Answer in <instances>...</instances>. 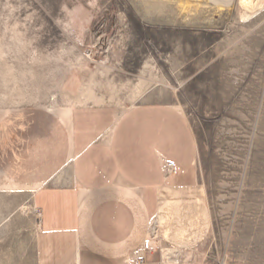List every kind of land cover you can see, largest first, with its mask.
<instances>
[{
  "label": "rangeland",
  "instance_id": "374dc122",
  "mask_svg": "<svg viewBox=\"0 0 264 264\" xmlns=\"http://www.w3.org/2000/svg\"><path fill=\"white\" fill-rule=\"evenodd\" d=\"M257 1L241 17L244 0H0L6 108L29 102L61 114L91 94L99 103L88 104L118 111L157 102L186 116L209 225L183 248L152 225L161 264H264V0ZM183 2L188 15L178 10ZM0 184V264H34L30 194Z\"/></svg>",
  "mask_w": 264,
  "mask_h": 264
},
{
  "label": "crops",
  "instance_id": "0c3cea01",
  "mask_svg": "<svg viewBox=\"0 0 264 264\" xmlns=\"http://www.w3.org/2000/svg\"><path fill=\"white\" fill-rule=\"evenodd\" d=\"M3 98L0 179L22 186L39 214L34 264H138L142 255L161 264L163 251L154 260L141 249L152 225L177 248L204 236L197 145L179 109L86 104L62 117L29 102L6 108ZM161 158L175 164L168 177Z\"/></svg>",
  "mask_w": 264,
  "mask_h": 264
},
{
  "label": "bare ground",
  "instance_id": "6f19581e",
  "mask_svg": "<svg viewBox=\"0 0 264 264\" xmlns=\"http://www.w3.org/2000/svg\"><path fill=\"white\" fill-rule=\"evenodd\" d=\"M186 1V0H185ZM191 1H193V2H195L196 3V5L197 4H200V2H201V0H191ZM223 1V0H222ZM225 1V0H224ZM245 1V3H246V8L242 11V13H241V17H247V16H249L251 13H253L255 10H257L259 7H260V4H259V2L257 1V0H244ZM187 2H183V3H180L179 5H178V10H179V12H183V13H185V15H188L189 14V12L191 11V7L188 5V4H186ZM224 3V2H223ZM218 4V3H217ZM176 9V8H175ZM91 92V91H90ZM138 94H141V92L140 91H138L137 92ZM137 94V95H138ZM3 96V95H2ZM73 102V101H72ZM77 104L78 105H86V104H88V103H99V100L97 99V98H95L93 95H88L87 97H85V98H79V99H77ZM69 111L70 110H65V111H63V112H61V114H63V115H65V117L68 115V113H69ZM60 114V115H61ZM5 181V180H4ZM6 183V182H5ZM0 186H3L2 184H0ZM30 198H31V195H30ZM31 206H32V204H31ZM33 207V206H32ZM23 208V207H22ZM24 211H25V209H24ZM156 229V228H155ZM152 230V229H151ZM154 233V232H153ZM164 236H166V235H164ZM172 250V249H171ZM169 253V252H168ZM171 253V252H170ZM173 254L175 253V251L174 252H172ZM172 253H171V255H172Z\"/></svg>",
  "mask_w": 264,
  "mask_h": 264
},
{
  "label": "built area",
  "instance_id": "2783aa9c",
  "mask_svg": "<svg viewBox=\"0 0 264 264\" xmlns=\"http://www.w3.org/2000/svg\"><path fill=\"white\" fill-rule=\"evenodd\" d=\"M160 161H161L160 165H161V168L163 170L164 176L165 177L170 176L175 171V164L172 161L167 160V159H163V158H161ZM151 231L152 230L150 228L149 236L142 242L141 249H142L143 253L152 252L154 249L153 239L155 237H154L153 232H151ZM138 264H147L144 255H142L139 258Z\"/></svg>",
  "mask_w": 264,
  "mask_h": 264
}]
</instances>
